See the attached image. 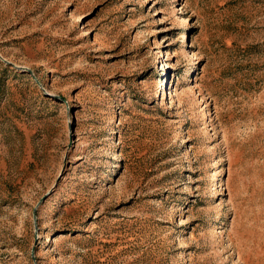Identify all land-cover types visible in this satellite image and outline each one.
Instances as JSON below:
<instances>
[{
    "label": "rangeland",
    "instance_id": "obj_1",
    "mask_svg": "<svg viewBox=\"0 0 264 264\" xmlns=\"http://www.w3.org/2000/svg\"><path fill=\"white\" fill-rule=\"evenodd\" d=\"M0 264H264V0H0Z\"/></svg>",
    "mask_w": 264,
    "mask_h": 264
}]
</instances>
